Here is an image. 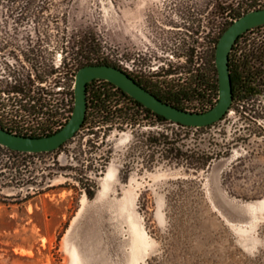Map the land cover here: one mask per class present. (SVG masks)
<instances>
[{
    "label": "rangeland",
    "instance_id": "374dc122",
    "mask_svg": "<svg viewBox=\"0 0 264 264\" xmlns=\"http://www.w3.org/2000/svg\"><path fill=\"white\" fill-rule=\"evenodd\" d=\"M259 9L264 0H0V120L25 115L20 105L37 96L64 126L75 103L71 72L86 60L125 70L129 58L132 74L152 85L160 77L164 92L193 88L196 76L217 86L216 43L234 21L224 13L238 19ZM252 46L264 48V29L238 49ZM259 91L210 128L160 125L140 113L89 122L61 150L21 158L33 184L5 191L13 198L0 204V264H264ZM210 95L215 106L219 94ZM21 122L32 127L24 132L48 123ZM170 149L183 158L164 159Z\"/></svg>",
    "mask_w": 264,
    "mask_h": 264
},
{
    "label": "trees",
    "instance_id": "16d2710c",
    "mask_svg": "<svg viewBox=\"0 0 264 264\" xmlns=\"http://www.w3.org/2000/svg\"><path fill=\"white\" fill-rule=\"evenodd\" d=\"M232 13L233 10H230V11H226L224 14H227L228 15L227 17H231L233 20H236V18L232 17L231 15ZM232 22L230 23V25L232 24ZM227 28L223 29L222 34L220 35L216 43V48L221 36L227 30ZM244 36H241L237 40L235 44L236 46L239 44V41H241L244 38ZM246 50L247 49H245V47L236 50L233 49L232 53L230 54L229 67H230L232 87H233L232 109H236V105L238 103L250 101L255 95L258 94V92H260L259 91L260 88L264 86V77L262 76L264 73V63H261L258 66L256 59L258 53L264 52V48L260 49L259 47L256 48L255 46H252L249 50L247 51ZM238 52L240 53V55L239 57H236V53ZM89 65H109L121 69L120 67L116 65L108 64L105 61L86 60L84 63L80 62L75 67L76 68L75 71L71 72L72 75L75 77L79 69ZM257 66L258 69L261 70L259 76H255V70L257 69ZM215 68H216V62H215ZM215 71L217 72V69H215ZM217 76H218V72H217ZM195 80L196 81L195 84H193L194 86L193 88L175 89V90L171 88L168 89L166 92L162 91L161 93L162 96L159 97L158 99H160L164 103H167L183 111H189L194 113L196 112L204 113L209 111L214 106L213 100L210 98L211 97L210 94L216 91L219 94L218 79H217V86L214 85L213 81H210V79L206 77L200 78L196 76ZM87 100H88V110L82 129L87 124H89V122L91 123V127L94 128L100 124L113 123L119 120L133 121L134 118L140 113L143 114L146 118L154 119L160 125L171 123L167 121L164 117H161L153 113L152 111L146 109L143 105H141L139 102L128 96L122 90H120L119 88L115 87L114 85L106 81L96 80L90 83L87 87ZM192 101H197L199 104H201L202 109L200 111H195L185 105L186 103H191ZM29 102H33V105H30L29 103H28L29 105L27 104L20 105L19 110L25 113V115L29 117L46 118V122H48L46 125L43 123L37 124L36 125L37 127L35 128H39V129H36L35 131L32 130L28 131V132H32V134L25 133L24 130L26 128L24 126L27 123L23 124L21 122L25 115H19L18 112H16V115L15 116L12 115V119H8L6 124L0 120V128L18 136L41 138V137L51 136L60 130L59 127L61 128L63 127V124H60V120H56L55 119L56 116L50 113V103L45 101V99H42V97H37V96L34 97L30 96ZM121 103L124 104L121 106ZM91 111H93V113H91ZM18 119L20 120L19 122L17 121ZM177 126L180 129H184V130L194 129V128L184 127L182 125H177ZM27 128L31 129L32 127L27 126ZM202 129H197V130H202ZM162 138L164 142L166 140V137L162 136ZM161 141L162 140L158 141L157 138L155 137L149 138V142L154 145H157ZM164 144L166 143L164 142ZM168 154L169 156L163 155V158L170 159V156H172L174 159L180 160L184 156V154L177 149L176 151L174 149H170L168 151ZM41 155L43 154L30 155V154L17 153L0 146V204L1 205H7L6 202H8L13 198L5 194L6 190L9 189L21 190L26 188L28 189V192H30L29 188L30 185H32L33 183L28 181L26 177L29 174L32 175V172L28 170V165L26 164L27 161L25 159L21 161L20 159L23 157L41 156ZM209 163L210 161L207 160L202 163H199V165H196V167L199 169L205 168ZM192 166H195V164ZM38 192L40 191L35 190L34 194H37ZM29 196H31V193H29V195H27L26 198H28ZM89 197L91 198L92 195L89 194Z\"/></svg>",
    "mask_w": 264,
    "mask_h": 264
},
{
    "label": "water",
    "instance_id": "95a60500",
    "mask_svg": "<svg viewBox=\"0 0 264 264\" xmlns=\"http://www.w3.org/2000/svg\"><path fill=\"white\" fill-rule=\"evenodd\" d=\"M261 26H264V9L251 11L234 20L221 36L215 53L219 98L215 106L207 112L183 111L164 103L119 68L109 65H89L79 69L75 75L74 109L71 118L62 129L51 136L32 138L18 136L0 128V146L13 152L30 155L50 154L60 150L81 131L88 110L87 87L96 80L111 83L146 109L171 123L194 129L214 126L232 111L230 54L241 36Z\"/></svg>",
    "mask_w": 264,
    "mask_h": 264
},
{
    "label": "flooded vegetation",
    "instance_id": "af4514ba",
    "mask_svg": "<svg viewBox=\"0 0 264 264\" xmlns=\"http://www.w3.org/2000/svg\"><path fill=\"white\" fill-rule=\"evenodd\" d=\"M206 16L207 18L206 21H203L202 22V29L204 30L205 28L208 27V13H206ZM204 17V16H202ZM160 24V22H158ZM199 23L197 22V25ZM204 25H206L207 27H205ZM169 30H175V29H169ZM191 30L192 29V26H191ZM191 34H193L191 32ZM244 36V35H243ZM246 36V35H245ZM244 36V37H245ZM203 42H205V40L203 39ZM240 43V41H239ZM239 48V44L236 46H234L233 49H238ZM239 53V52H238ZM256 59H257V65L259 66L261 63H264V52H261V53H258L257 56H256ZM136 61H131L129 58L126 59V66H125V70H123L125 73H127L131 78H133L140 86H142L144 89L146 88V90H148L150 93H152L153 95H155L157 98L161 97L162 96V90L160 89V82H158V79L160 77H155L154 78V83L153 85L151 84V81L148 79L147 76H145L143 73H137V74H132L131 71H132V68H131V63H135ZM258 66H257V69L255 70V76H259V74L261 73L258 69ZM142 67V66H141ZM264 75V73H263Z\"/></svg>",
    "mask_w": 264,
    "mask_h": 264
},
{
    "label": "built area",
    "instance_id": "2783aa9c",
    "mask_svg": "<svg viewBox=\"0 0 264 264\" xmlns=\"http://www.w3.org/2000/svg\"><path fill=\"white\" fill-rule=\"evenodd\" d=\"M260 29H264V26L258 27V28H256V29H253V30L249 31V32H252V31H254V30H260ZM71 115H72V114H71ZM66 124H67V123H66ZM66 124H65V125H66ZM65 125H64V126H65ZM25 126L27 127V126H31V125H30L29 123H27ZM64 126H63V127H64ZM63 127H62V128H63ZM62 128L59 127V129H62ZM25 133L32 134V132H28V131H26Z\"/></svg>",
    "mask_w": 264,
    "mask_h": 264
},
{
    "label": "bare ground",
    "instance_id": "6f19581e",
    "mask_svg": "<svg viewBox=\"0 0 264 264\" xmlns=\"http://www.w3.org/2000/svg\"><path fill=\"white\" fill-rule=\"evenodd\" d=\"M113 175H112V173H110L108 176H107V178H111ZM109 179H107V181H109Z\"/></svg>",
    "mask_w": 264,
    "mask_h": 264
}]
</instances>
